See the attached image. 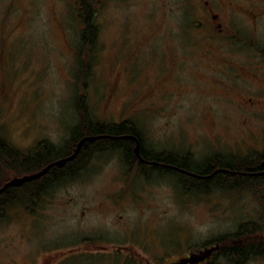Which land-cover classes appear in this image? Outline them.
<instances>
[{"label": "rangeland", "instance_id": "obj_1", "mask_svg": "<svg viewBox=\"0 0 264 264\" xmlns=\"http://www.w3.org/2000/svg\"><path fill=\"white\" fill-rule=\"evenodd\" d=\"M88 1L97 29L91 45L82 41L77 0H0V141L26 154L43 143L60 149L83 114L100 123L133 122L146 150L189 155L193 165L209 157L213 166L248 156L258 163L264 67L249 75L225 66L206 70L207 29L194 26L204 15L200 0ZM235 15L227 23L242 38L219 40L221 62L264 64V18L254 25ZM117 149L91 155L89 146L86 166L54 182L34 203L26 188L15 190L0 217V264H44L51 255L61 259L50 264H118L110 257L63 262L73 250L116 255V241L123 242L124 255L178 264V255L206 256L215 242L229 245L238 232L241 240L264 239V179L189 186L188 178L160 169L141 175ZM16 164L0 156V183L26 171ZM98 229L108 233L106 245L83 239ZM211 263L235 264L223 256ZM242 264H264V256L252 254Z\"/></svg>", "mask_w": 264, "mask_h": 264}, {"label": "trees", "instance_id": "obj_2", "mask_svg": "<svg viewBox=\"0 0 264 264\" xmlns=\"http://www.w3.org/2000/svg\"><path fill=\"white\" fill-rule=\"evenodd\" d=\"M79 5L81 6V13L80 17L83 21V29H82V41L85 42L88 45H91L94 41V37L97 33L95 21H94V10L92 7H90V2L88 0H77ZM80 105V106H79ZM78 105L79 111H81L84 106L80 103ZM82 108V109H81ZM82 112V111H81ZM87 116L81 114V118L79 119L80 123H78V127L76 132H73L71 135V140L69 142V145L62 146L60 149L59 147H56L53 144L50 143H43V146L40 147V145L31 152V153H24L22 151H19L8 144L0 141V156L3 160H14L17 167L20 169H24L26 171L24 172H33L39 168H41L43 165L48 163L49 161L60 157L67 155L72 152L73 147L76 145V141L79 139V137L83 134H80L83 130H87V132H100V131H112L115 129H123L130 128L137 131L136 127L133 125V122H126L121 121L118 124L115 123H109V124H100L96 121L87 120ZM128 124V125H127ZM82 130V131H78ZM86 135V134H85ZM99 143V141H97ZM115 144H119L122 149L125 156V160H137L136 156L131 150L130 146V140L127 141H115ZM94 142L85 141L82 143L78 153L73 157L71 160L67 161L64 165L58 167L53 166L50 167L43 175L40 177H37L35 179H32L30 181H25L20 185V187L10 186L6 188L3 192L0 193V217L5 215L4 214V204H7L8 201H11V199H14V191L17 189L26 188V199L29 202L34 203L37 198L40 197L41 192H44L49 186H51L54 182H57L59 179L64 178L65 176H72L75 175L80 169H83L86 166L87 157L88 154L87 149L89 146L93 145ZM140 152L141 154L146 158L149 156L152 159H170V155H165L159 152H153L146 150V148L143 146V144H140ZM258 158L256 161L259 162V160L264 159V152L259 153ZM86 158V159H85ZM179 157H173L174 160H180L179 162L181 165L185 166L183 169L185 171H189L192 173V171L205 174L207 171L211 169V173L209 176L204 177V179H199L198 182H196L195 178L192 177H186L181 176V178H188L187 184L189 186L191 185H198L202 186L203 188L207 189L211 184L217 187H234L241 184H245L247 182L255 181L256 179H264V173H256L255 170L256 164H254L255 160L253 157L248 156L244 157L243 159H239V162H235L231 159L228 160H221L220 163H215L216 166H213L214 159L212 157H209L204 161V163L193 165L189 160V155H184L181 158ZM12 159V160H11ZM248 161H251L249 164ZM140 166H143V163H139ZM157 167L155 165H152L151 168ZM161 170V169H160ZM177 174V173H176ZM176 176V175H175ZM177 177V176H176ZM179 178V177H177ZM4 182V181H3ZM1 182L0 185L3 183ZM197 183V184H195ZM17 198V197H16ZM24 201V199H22ZM249 226L243 228L245 230ZM242 230V232H243ZM240 233L238 232L237 236L234 238V241L229 243V245L220 244L219 250H218V256L217 257H225L228 260H230L232 263L235 264H242L245 262L248 258L252 256V254H260L264 256V239L256 241H247L245 239L241 240V237L239 236ZM221 240V239H218ZM212 264V263H211Z\"/></svg>", "mask_w": 264, "mask_h": 264}, {"label": "flooded vegetation", "instance_id": "obj_3", "mask_svg": "<svg viewBox=\"0 0 264 264\" xmlns=\"http://www.w3.org/2000/svg\"><path fill=\"white\" fill-rule=\"evenodd\" d=\"M201 2H199L201 4L202 10L204 15H201L200 18L195 17L194 18V26L197 29H203L202 27H205L207 29V32L204 34V32L202 33L203 35V39H207V42L211 45L209 47H207L206 49H204V52L201 54L202 57H206L207 59L209 58V61L207 63V68L206 70H212V71H218L221 70L220 66H225V67H229L230 70H234L238 71L241 74H245L247 75L248 72H255L256 69H259L260 66L264 67L263 63H258L261 62L262 60L258 59L255 64L256 67H247V66H243V65H235L234 63H231V61H226V62H221L222 59H224L223 53L218 49L219 47H216L217 44L219 43L220 39H236V38H242V36L240 35V33L238 32V27L233 25V22H230L229 24L227 23V21H230V19L234 18L237 15L243 16L248 18V21L251 24L257 25L256 23L259 22V20L261 18H264V0H244V2H238L236 0H216V2L212 3L209 0H200ZM204 30V29H203ZM225 60V59H224ZM209 67V69H208ZM260 70V69H259ZM168 74H173V69H170ZM249 75V74H248ZM260 88H256V90H260ZM169 91L171 92L172 90L169 88ZM263 91H259L257 94L261 95ZM239 99L241 100L242 97H239ZM252 99V98H251ZM244 100V99H242ZM241 100V101H242ZM130 120V119H129ZM123 121V120H122ZM121 122V121H119ZM118 121L115 124L119 123ZM100 123V122H98ZM100 124H109L106 122H101ZM128 125V124H127ZM88 134H111V135H121V134H132L134 136L137 137L138 141H139V153H140V157L138 158V156L134 153L133 147L135 144V140L134 138H112L110 136H102L100 138H96L92 141L89 142H94L93 145L90 146V153L92 155V152H94L93 150H102L104 148H109V147H117V150L123 151L122 147L119 144H115V141H127L130 140V146H131V150L134 153V155L136 156L137 160H130L131 163H133L134 165H136L139 170H140V174L143 175L144 174V170L143 169H161V171H166L172 175H176L177 177H181V176H186V177H192L195 179H204V177L209 176L211 173V169L209 171H207L205 174H200L197 172L192 171H185L183 168L185 166L181 165V163L178 160H174L172 159L173 157L171 156L170 159H152L151 157H144L141 152H140V144L142 143V137L141 135L138 133V131H134L130 128H123L121 129H115L112 131H100V132H89ZM85 134L81 135L79 137V139L84 136ZM78 139V140H79ZM77 140V141H78ZM76 141V142H77ZM97 141H99L100 145H97ZM108 142V143H107ZM121 147V149H120ZM89 153V152H88ZM165 155H170L169 153L165 154ZM125 157V156H124ZM123 157V158H124ZM179 159V158H178ZM264 159L259 160V162L255 165L257 170H255L256 173L260 174V173H264V163H263ZM129 162V161H128ZM139 163H143V166H140ZM152 165H155L157 167L151 168ZM44 166V165H43ZM53 167V166H52ZM147 173V172H146ZM177 173V174H176ZM117 193H119L120 191L117 190ZM137 196V194H136ZM112 203V202H111ZM113 204V203H112ZM116 205V204H113ZM155 231V230H154ZM80 236V235H79ZM108 233L104 230L98 229L97 231H90L88 232V234L86 236H83L84 240H90L89 243L92 244H98V245H106V243L104 242V240L106 241L108 239ZM218 244L217 248H215L214 250H212L208 255L204 256V251H202L199 254H196V256L194 257H189L187 256H183V255H178L177 259L173 262L178 263V264H182V262L187 261V263L185 264H207V262H209L211 259L217 257L215 255V252L217 253L219 250V243L215 242ZM114 244L117 245L119 252H116V255L114 253V255H110L113 253L107 252L104 253L103 250H73L72 252L70 251L68 254V258L63 260V262L69 260V262H71V260L74 259H87V260H95V258L101 259V258H109L110 259H117L118 260V264H160L162 263L161 261H166L163 257H158V256H136L135 254H122L121 253V248L119 247V244H121L124 247L123 242H119L116 241ZM103 248V247H101ZM59 251V250H57ZM103 252V253H100ZM123 252V251H122ZM50 253V252H49ZM214 253V255L212 254ZM213 257V258H212ZM46 258V256H45ZM50 259L46 262V260H44V264H50L51 261H55V260H60L61 257L55 256V255H51V257H49ZM64 258V257H63ZM142 260H141V259ZM249 259V258H248ZM194 262V263H193Z\"/></svg>", "mask_w": 264, "mask_h": 264}, {"label": "water", "instance_id": "obj_4", "mask_svg": "<svg viewBox=\"0 0 264 264\" xmlns=\"http://www.w3.org/2000/svg\"><path fill=\"white\" fill-rule=\"evenodd\" d=\"M102 136H110L112 138H134L135 140V144L133 147L134 153L138 156V158L140 157V153H139V141L137 139L136 136L132 135V134H121V135H111V134H86L84 136H82L77 142L76 145L73 147V150L71 153L64 155V156H60L57 157L51 161H49L48 163H46L44 166H42L41 168L33 171V172H29V173H23L21 175H14L10 178H8L7 180H5L1 185H0V193L3 192L6 188L10 187V186H19L20 184L24 183L25 181H30L32 179H35L37 177H40L41 175H43L50 167L52 166H62L64 165L67 161L71 160L73 157H75V155L78 153L81 145L83 142L85 141H92L96 138H100ZM264 163V161H263ZM217 244H215L212 248H216ZM210 251V249H208L206 251V253H208Z\"/></svg>", "mask_w": 264, "mask_h": 264}]
</instances>
